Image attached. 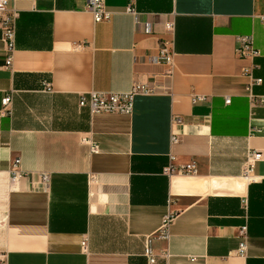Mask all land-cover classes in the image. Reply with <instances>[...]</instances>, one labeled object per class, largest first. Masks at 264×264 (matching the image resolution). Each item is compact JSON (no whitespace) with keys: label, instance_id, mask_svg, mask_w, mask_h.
Returning <instances> with one entry per match:
<instances>
[{"label":"crops","instance_id":"0c3cea01","mask_svg":"<svg viewBox=\"0 0 264 264\" xmlns=\"http://www.w3.org/2000/svg\"><path fill=\"white\" fill-rule=\"evenodd\" d=\"M8 2L18 16L11 67L0 28V107L12 96L0 114L2 264H148L147 245L169 250L156 264H264V104L250 105L242 73L255 63L264 95V0H105L113 13L100 22L84 0ZM246 34L254 59L235 53ZM163 40L171 73L152 61ZM134 81L155 91L136 95L131 114L78 105L82 92ZM173 115L184 125L172 143ZM252 151L261 156L246 175ZM190 160L196 175L164 172ZM168 216L166 241L157 233Z\"/></svg>","mask_w":264,"mask_h":264},{"label":"built area","instance_id":"2783aa9c","mask_svg":"<svg viewBox=\"0 0 264 264\" xmlns=\"http://www.w3.org/2000/svg\"><path fill=\"white\" fill-rule=\"evenodd\" d=\"M86 10L91 12L95 22L109 20L112 16V11L106 6L105 0H84ZM126 11L132 14H136V10L133 6L129 5ZM18 12L9 7L8 0H0V28H1V39L6 51L5 64L11 67L13 61V53L15 50V30H16V19ZM167 29L172 28V23L167 22ZM235 53L239 58L254 59L260 56V50L255 46L253 34H246L238 36V44L235 48ZM153 62H164L168 66V73L172 72L173 67V53L169 49V41L163 40L160 42L159 49L156 55L152 57ZM257 67L255 63L251 66L243 69L242 73L248 78L246 84V95L248 97L251 106L263 105L264 95L256 94L253 91L255 85L262 83V78L254 75L253 70ZM46 89H50V84H45ZM155 91V88L146 83L140 81H134L129 90L120 92H98L95 90L89 92H82L79 95L78 105L79 107L87 106L91 114L109 112V113H125L131 114L134 106V98L138 94H151ZM195 99H204V96H196ZM225 102H230V97L225 98ZM12 111V96L6 94L1 98V115H10ZM172 128L174 132L171 133V142H177L179 139L177 129L180 125H184V120L179 115H173L171 118ZM176 130V131H175ZM82 142L89 148L90 153L99 152L98 143L90 135L82 137ZM261 153L259 151H252L248 154V164L245 168V174L247 175L251 169V163L253 160L260 158ZM172 158V157H171ZM19 164V158H15L11 167V182H17L21 171L17 168ZM164 172L172 176L173 174H185V175H196L198 173V166L195 160H190L187 163L174 166L172 164L167 165L164 168ZM39 184L45 190H49L51 183V174L43 171L39 172ZM94 176H91L93 179ZM170 217L164 218L157 235L168 241L170 237ZM241 232L245 233V227L241 228ZM87 247V239L82 240V248L85 250ZM240 251L245 250V244H240ZM170 253L167 247L160 250L159 253H155L150 245H147L145 250V256L148 264H156L159 257L165 261L168 259ZM4 254L0 252V264L4 261ZM195 259V257H191Z\"/></svg>","mask_w":264,"mask_h":264},{"label":"bare ground","instance_id":"6f19581e","mask_svg":"<svg viewBox=\"0 0 264 264\" xmlns=\"http://www.w3.org/2000/svg\"><path fill=\"white\" fill-rule=\"evenodd\" d=\"M13 185V184H12ZM14 186V185H13Z\"/></svg>","mask_w":264,"mask_h":264}]
</instances>
